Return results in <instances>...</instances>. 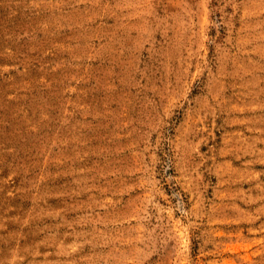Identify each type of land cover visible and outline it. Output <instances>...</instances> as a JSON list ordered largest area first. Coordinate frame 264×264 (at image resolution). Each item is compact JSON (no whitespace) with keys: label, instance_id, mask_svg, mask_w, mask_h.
I'll return each instance as SVG.
<instances>
[{"label":"rangeland","instance_id":"374dc122","mask_svg":"<svg viewBox=\"0 0 264 264\" xmlns=\"http://www.w3.org/2000/svg\"><path fill=\"white\" fill-rule=\"evenodd\" d=\"M0 264H264V0H0Z\"/></svg>","mask_w":264,"mask_h":264}]
</instances>
